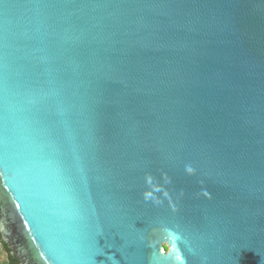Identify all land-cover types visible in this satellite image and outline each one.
Here are the masks:
<instances>
[{"label":"water","instance_id":"95a60500","mask_svg":"<svg viewBox=\"0 0 264 264\" xmlns=\"http://www.w3.org/2000/svg\"><path fill=\"white\" fill-rule=\"evenodd\" d=\"M0 234L20 264H264V0H0Z\"/></svg>","mask_w":264,"mask_h":264},{"label":"trees","instance_id":"16d2710c","mask_svg":"<svg viewBox=\"0 0 264 264\" xmlns=\"http://www.w3.org/2000/svg\"><path fill=\"white\" fill-rule=\"evenodd\" d=\"M0 241L4 247V249L6 250V252L8 253V259L7 261L4 263V264H20V261L18 260V258L16 256H14L12 253H11V248L8 244H6L3 240H2V237H1V234H0Z\"/></svg>","mask_w":264,"mask_h":264},{"label":"rangeland","instance_id":"374dc122","mask_svg":"<svg viewBox=\"0 0 264 264\" xmlns=\"http://www.w3.org/2000/svg\"><path fill=\"white\" fill-rule=\"evenodd\" d=\"M164 247L166 250L168 249L167 245H165ZM7 259H8V253L6 252L0 241V264H4L7 261Z\"/></svg>","mask_w":264,"mask_h":264}]
</instances>
